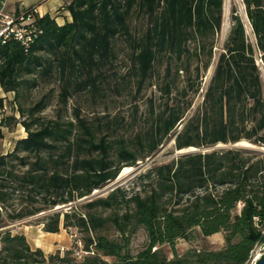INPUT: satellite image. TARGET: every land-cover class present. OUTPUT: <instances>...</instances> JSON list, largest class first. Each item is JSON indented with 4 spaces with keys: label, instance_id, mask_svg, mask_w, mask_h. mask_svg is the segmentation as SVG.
Returning a JSON list of instances; mask_svg holds the SVG:
<instances>
[{
    "label": "trees",
    "instance_id": "obj_1",
    "mask_svg": "<svg viewBox=\"0 0 264 264\" xmlns=\"http://www.w3.org/2000/svg\"><path fill=\"white\" fill-rule=\"evenodd\" d=\"M244 4L254 41L233 16L217 54L224 0H70L65 8L71 21L58 25L48 14L39 15L42 34L27 50L15 41L0 45V87L18 101L15 110L3 112L0 125L13 130L20 124L26 133L0 154V227L44 212L43 231L76 229L82 252L78 255L75 244L63 255L46 256L23 233L5 228L0 264L248 262L264 243V152L244 147L188 152L141 172L137 190L118 186L89 197L124 167L152 155L172 133L176 150L242 142L264 147V0ZM120 53L126 59L122 73L116 70ZM53 76L58 107L47 118L41 113L49 95L31 105L19 99ZM152 86L160 100L149 97L134 135L126 132L139 122L135 115L131 121L87 119L73 105L72 116H64L69 100L84 93L92 100L113 96L133 102ZM67 204L73 206L54 210ZM140 227L147 246L133 255L130 239ZM110 228L116 238L104 233ZM215 233H223L221 248L175 253L177 240ZM163 245L171 247L172 259Z\"/></svg>",
    "mask_w": 264,
    "mask_h": 264
},
{
    "label": "rangeland",
    "instance_id": "obj_2",
    "mask_svg": "<svg viewBox=\"0 0 264 264\" xmlns=\"http://www.w3.org/2000/svg\"><path fill=\"white\" fill-rule=\"evenodd\" d=\"M237 6V2L235 0H228L229 9L234 12ZM133 26L139 27L140 24L138 19L133 21ZM228 30V29H227ZM227 31H222L216 36L217 44H216V54L220 51L222 43L227 35ZM252 37V36H251ZM251 42L254 41V38L249 39ZM125 44V43H124ZM123 46V41H120V47ZM126 59L123 53H120L119 57L116 60V70L119 73L125 71V62ZM258 63L260 61L258 60ZM214 64L206 72L203 78V88L199 91L197 96L194 99V107L201 101L203 90L205 89L211 74L213 72ZM161 73V71H159ZM58 81L55 76L51 78H47L44 81H41L39 86L32 89L29 94L26 96H21L19 101L24 104L31 105L35 103L41 96L49 95V103L46 109L41 113V116L52 118L56 115V109L58 107L57 104V94H58ZM152 97L154 101L158 104L160 100V95L156 91L155 86L144 89L138 99L136 101L131 102L130 97H98L97 100H92L86 93L80 96H76L74 99H70L67 106V111H64V116L66 118L72 116V107L73 105L78 106L81 109V116L87 119H93L96 115L99 118L110 119L114 116L125 117L127 121H131L132 116H136V120L139 121L133 127L129 128L126 134L134 135V133L140 129L142 126L144 114L146 113L148 106V99ZM18 101L12 99L6 102L8 111H11V107L15 110ZM134 104L137 106V111L134 114ZM180 127L178 128V130ZM230 147H244L251 151L256 152H264V147H257L255 145L249 144L247 142H242L239 144H218L213 147H206L202 149L195 148V151H191L190 148L183 150H176L174 148V134L172 133L168 138H166L163 143L159 146V148L148 158L144 160H139L136 162L134 166L124 167L118 176L104 185L101 189L97 190L94 196H104L112 189L120 186L126 188L127 190H137L139 188L138 183H135L138 175L154 165L155 163H163L172 160L173 158H177L178 156L188 153V152H196L199 150H211V149H225ZM91 197V196H89ZM89 197L87 199H89ZM84 199V200H87ZM83 202V201H82ZM73 204V203H72ZM73 205H60L56 206L54 210H67ZM59 207V208H58ZM58 208V209H57ZM108 212H105L106 215ZM46 213H40L38 215L30 216L23 218L21 220H17L14 222H7L6 225L0 227V230L5 228H10L12 233H23L26 236V239L32 248H37L35 244H39L44 254L48 256L49 254H53L56 251H59L61 255L70 248H73L75 245V250L78 255H81V245L79 243V238L81 234L74 228L70 229H61L59 233L49 234L43 231V225L40 223L41 217H43ZM110 238H116L118 233L110 228L104 232ZM224 245L223 233H215L211 236L202 237L196 236L192 241H185L183 239H179L176 241L174 250L179 256L184 254L187 250L193 248L196 250H214L219 249ZM79 246V247H76ZM147 246V234L144 228L140 227L137 231L131 236L130 239V250L133 255H136L142 249ZM165 254L169 259H172L173 252L170 246L163 245L162 246Z\"/></svg>",
    "mask_w": 264,
    "mask_h": 264
},
{
    "label": "built area",
    "instance_id": "obj_3",
    "mask_svg": "<svg viewBox=\"0 0 264 264\" xmlns=\"http://www.w3.org/2000/svg\"><path fill=\"white\" fill-rule=\"evenodd\" d=\"M7 0H0V45L15 41L27 50L42 34L37 24L40 15L37 5L26 6L21 3L16 11L6 8ZM237 6L232 12L228 7V0H224V22L222 31H229L234 23L233 16L239 17L246 35L252 36L251 25L247 16L244 0H235ZM228 29V30H227ZM264 254V243L258 244L252 251L246 264H254Z\"/></svg>",
    "mask_w": 264,
    "mask_h": 264
},
{
    "label": "crops",
    "instance_id": "obj_4",
    "mask_svg": "<svg viewBox=\"0 0 264 264\" xmlns=\"http://www.w3.org/2000/svg\"><path fill=\"white\" fill-rule=\"evenodd\" d=\"M70 0H7L6 8L9 11H16L18 6L23 3L26 6L37 5L40 15L48 14L53 18L58 25L71 21L70 12L65 8ZM13 93H6L0 87V99H2V108L0 109V122L3 112L9 113L6 102L12 99ZM26 136L24 128L17 126L10 130L7 127L0 125V154H6L14 147L15 141ZM54 234V233H49ZM40 248L39 244H35Z\"/></svg>",
    "mask_w": 264,
    "mask_h": 264
},
{
    "label": "water",
    "instance_id": "obj_5",
    "mask_svg": "<svg viewBox=\"0 0 264 264\" xmlns=\"http://www.w3.org/2000/svg\"><path fill=\"white\" fill-rule=\"evenodd\" d=\"M191 151H195L196 149L195 148H190ZM113 190V189H112ZM95 193H97V190L94 191L92 194H91V197H94ZM83 199H87V198H83ZM59 208V207H58ZM57 208V209H58ZM254 264H264V254H262L260 256V258L254 263Z\"/></svg>",
    "mask_w": 264,
    "mask_h": 264
},
{
    "label": "bare ground",
    "instance_id": "obj_6",
    "mask_svg": "<svg viewBox=\"0 0 264 264\" xmlns=\"http://www.w3.org/2000/svg\"><path fill=\"white\" fill-rule=\"evenodd\" d=\"M127 170L129 169V167L126 168Z\"/></svg>",
    "mask_w": 264,
    "mask_h": 264
}]
</instances>
